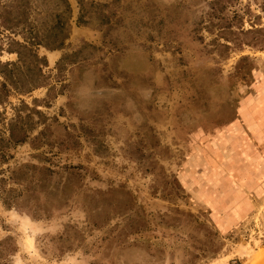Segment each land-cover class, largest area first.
<instances>
[{
  "label": "rangeland",
  "instance_id": "obj_1",
  "mask_svg": "<svg viewBox=\"0 0 264 264\" xmlns=\"http://www.w3.org/2000/svg\"><path fill=\"white\" fill-rule=\"evenodd\" d=\"M208 1L0 0L1 49L67 24L0 104V264L264 263V0Z\"/></svg>",
  "mask_w": 264,
  "mask_h": 264
},
{
  "label": "trees",
  "instance_id": "obj_2",
  "mask_svg": "<svg viewBox=\"0 0 264 264\" xmlns=\"http://www.w3.org/2000/svg\"><path fill=\"white\" fill-rule=\"evenodd\" d=\"M64 8V12L69 11L68 4L66 0H59ZM230 1V0H229ZM233 0H231L232 2ZM208 5L210 6V9L212 11H216V7H220L223 5H219L222 0H210L208 1ZM260 9L264 14V2L261 3ZM79 19V23H80ZM221 27V26H219ZM66 29H67V24L57 20L52 26H50L47 30V33L51 36H53L52 39L42 42V41H37V43H28L25 40L23 42H18L13 39H7L5 42V48H3V44L0 43V53L1 51H5L8 54H15L16 55V61L15 62H4L0 63V76H1V81H0V104H2L3 101L6 100L7 95L9 92H14L18 94H26L30 92L36 85L38 87L39 84L42 82V75L40 74V66L44 65V59L39 58L37 54L34 52L33 47L34 46H41L47 50H57L60 49L63 46L64 40L66 39ZM260 29H258L259 31ZM264 42V36L262 38ZM27 60H32L33 63L37 64V72L40 76V78L36 83H29L25 82L22 79V76L24 75L25 72H27L28 65H25V59ZM68 58L67 55L63 56L60 60L62 62ZM28 62V61H27ZM59 62V64H60ZM58 64V65H59ZM24 69V73H23ZM28 87L24 88L26 85ZM19 116L17 115L15 119H11L6 123V127L4 129V133L0 132V160H4L5 155H4V150L7 149L9 146L13 145H18L24 142L26 139V131L21 125L19 121ZM2 119H0L1 122ZM2 182V180H1ZM9 198V197H8ZM8 198H3V204L6 206H10L11 202L8 200ZM9 240H5L7 242ZM11 248V247H10ZM2 249L0 248V254L2 253ZM13 249H10L9 252H12ZM8 252V251H7ZM1 256V255H0Z\"/></svg>",
  "mask_w": 264,
  "mask_h": 264
},
{
  "label": "bare ground",
  "instance_id": "obj_3",
  "mask_svg": "<svg viewBox=\"0 0 264 264\" xmlns=\"http://www.w3.org/2000/svg\"><path fill=\"white\" fill-rule=\"evenodd\" d=\"M264 254V253H263ZM261 261H264V256H263V259L261 260ZM259 263H261V262H259ZM257 264H258V262H257ZM264 264V263H263Z\"/></svg>",
  "mask_w": 264,
  "mask_h": 264
}]
</instances>
